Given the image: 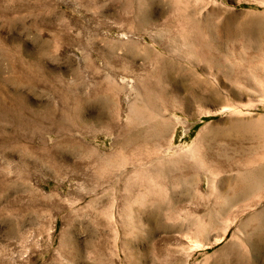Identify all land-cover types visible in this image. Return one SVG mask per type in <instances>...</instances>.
Segmentation results:
<instances>
[{"label":"rangeland","instance_id":"obj_1","mask_svg":"<svg viewBox=\"0 0 264 264\" xmlns=\"http://www.w3.org/2000/svg\"><path fill=\"white\" fill-rule=\"evenodd\" d=\"M129 1L0 0V264H264V0Z\"/></svg>","mask_w":264,"mask_h":264},{"label":"bare ground","instance_id":"obj_2","mask_svg":"<svg viewBox=\"0 0 264 264\" xmlns=\"http://www.w3.org/2000/svg\"><path fill=\"white\" fill-rule=\"evenodd\" d=\"M127 2L129 4V6H131L130 1L127 0ZM188 23H189V27L188 28H183V30L180 31V34L185 37L186 43H188V45L190 46V50H191L190 58L186 57V58H184L185 60H187L190 63H192L193 60L191 58L195 57V59L197 61H199L200 64H203L205 67H215V68H218V69L220 67L226 66L227 64H229L231 62L230 59L226 58L224 56V54H222L220 51H218L215 48V46H217L216 45L217 43L214 40V37L212 35L211 36H206L202 32H200V26H196L195 24H192L190 21ZM245 23L246 22H242L240 24L241 25L240 26L241 30L245 29V27H244ZM180 30H181V28H180ZM121 58L122 57H120V60H121ZM159 58L161 60L168 61L167 62V68H168V70L172 71L173 75H177V74H180V73H181V75L183 74L181 72V70L183 68V63H182V58L181 57L177 56L178 60H175L177 58L174 57L175 58L174 59V58H172L170 56H168V57L165 56V54H163V53H159ZM233 62H234V59H232V63ZM136 63H135L134 59L131 61V64H136ZM234 65L237 68H239L242 65H243V67H245L242 61H236V64H234ZM151 76H154V75H150L149 74V75H147L146 77H144L141 80V83H142L141 85L149 92L148 95L151 94V92H152L151 90L154 87V82L152 81ZM235 77H236V75H235ZM18 107L16 105H14L13 107H9L8 104L5 105L4 107H2V105L0 104V113H2L1 117L4 118L5 116H8V115H17L19 117V119H22L21 117H23L22 114L24 115V113L21 111V108H18ZM136 111H139V108H137ZM244 123H246V125L250 128V130L248 131L247 136H245L244 138L240 137V138H238L236 140L237 144H239L240 146L244 147L245 140H249V142H251V143L252 142L254 143L256 141L255 144H257V142L258 143L264 142V130L263 129L262 130L261 129H257L256 126L252 124L253 123L252 119L249 120V121H246V122H244V121L240 122L239 125L244 126ZM252 147H253V145H252ZM49 153H50V151H46V154H49ZM105 162L106 161H104V164H105ZM231 165H233V163ZM248 176L256 177V178H263L264 177V168L250 169V171H248V172L244 173L242 176H240L239 181H237V183L235 185V189H234V192H233L234 196L240 197L242 195H247V194L251 193L252 188L249 187L244 182L245 178H247ZM258 220H259V224H258L259 229L260 230H264V217L263 216H259ZM241 258L239 259V261L238 260L229 259V260L226 261L225 264H250L249 263V259H248V254H247L246 251L243 253Z\"/></svg>","mask_w":264,"mask_h":264}]
</instances>
